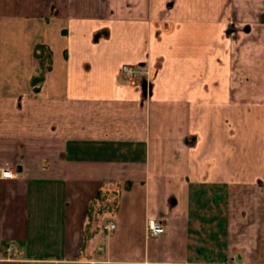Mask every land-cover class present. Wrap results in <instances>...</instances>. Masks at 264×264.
Returning a JSON list of instances; mask_svg holds the SVG:
<instances>
[{
	"label": "crops",
	"instance_id": "crops-1",
	"mask_svg": "<svg viewBox=\"0 0 264 264\" xmlns=\"http://www.w3.org/2000/svg\"><path fill=\"white\" fill-rule=\"evenodd\" d=\"M0 264H264V0H0Z\"/></svg>",
	"mask_w": 264,
	"mask_h": 264
},
{
	"label": "built area",
	"instance_id": "built-area-1",
	"mask_svg": "<svg viewBox=\"0 0 264 264\" xmlns=\"http://www.w3.org/2000/svg\"><path fill=\"white\" fill-rule=\"evenodd\" d=\"M141 69L137 65L133 64H124L122 66V77L126 81H135L140 74ZM3 176L7 178H12L15 176V172H13L11 169H3L2 171ZM116 227L115 223H111L109 225H106V230L111 231ZM148 228L153 235H159L164 232V225L160 223L157 219H150L148 222ZM14 249V244H11L8 248L9 251H12Z\"/></svg>",
	"mask_w": 264,
	"mask_h": 264
},
{
	"label": "trees",
	"instance_id": "trees-1",
	"mask_svg": "<svg viewBox=\"0 0 264 264\" xmlns=\"http://www.w3.org/2000/svg\"><path fill=\"white\" fill-rule=\"evenodd\" d=\"M41 77H36V78H34V80H33V83H34V86L36 87V89L39 87V83L41 82Z\"/></svg>",
	"mask_w": 264,
	"mask_h": 264
}]
</instances>
